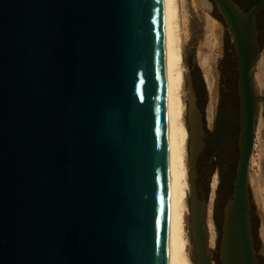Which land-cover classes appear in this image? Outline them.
Masks as SVG:
<instances>
[{"label": "water", "instance_id": "1", "mask_svg": "<svg viewBox=\"0 0 264 264\" xmlns=\"http://www.w3.org/2000/svg\"><path fill=\"white\" fill-rule=\"evenodd\" d=\"M210 1L232 37L241 118L224 210L235 246L223 229L218 260L259 264L247 213L264 0L248 12ZM166 13L167 0H0V264H175ZM196 45L185 46L189 117ZM201 149L189 220L196 264H212L192 211Z\"/></svg>", "mask_w": 264, "mask_h": 264}, {"label": "bare ground", "instance_id": "2", "mask_svg": "<svg viewBox=\"0 0 264 264\" xmlns=\"http://www.w3.org/2000/svg\"><path fill=\"white\" fill-rule=\"evenodd\" d=\"M191 5L193 9L191 10L189 6V0H167V13H166V29L168 33V51H169V97H170V137L172 144V186H173V214H174V226H173V238H174V258L175 264H194L193 257L190 251V234H189V224H190V214H191V186H190V170H189V157L190 151L201 149L202 137L200 131V113L199 110L202 109V94L198 93L197 89L194 87V100H191L193 107L190 109V117L188 115V95H187V85H186V53H185V44L189 37V27L192 31L195 30V37L198 38L199 25L201 23L197 20L203 21V30L201 33L200 39L197 41V59L198 66L205 74L204 79L208 88L209 95V106L206 110V115L204 122V143L205 146L201 149V153L198 156L197 167H198V179L196 180L198 202L193 205L192 211L195 216L196 226L198 228V242L199 244L207 243V252L204 253L203 257L207 258L208 256H220V247L222 245L223 229L227 230V239L223 244L224 247H227L226 250L233 251L235 246L234 233H233V222L232 217L230 218L229 213L227 216L224 215L225 203L222 210H219L218 217L220 227L215 229L212 222V205L213 198L215 194V189L218 184V176L214 174L211 177L210 184V200L207 204L206 211V220H205V231L199 227L198 217L202 214L203 210V197L205 196V190L201 185L202 181L200 180V164L201 161L206 156V137L212 135V115L215 103V91H212V86L208 80V73L210 70L211 53L214 51L217 52L218 45L220 43L221 28L217 21L209 16L207 13L203 16L202 13L210 10V6L207 0H191ZM258 34V31H257ZM259 37L257 36V40ZM219 42V43H218ZM259 43V40H258ZM204 50H208V54H204ZM261 55V52H260ZM231 56V57H230ZM233 57V54L227 55L226 61L223 63L227 70V82L230 85L233 82L238 80V63L237 59ZM212 60L214 56L211 57ZM262 57H260L261 60ZM259 60V61H260ZM258 64V63H257ZM256 68V67H255ZM237 70V71H236ZM255 84L257 91H264V74L254 75ZM253 79V82H254ZM261 96V95H257ZM263 96V95H262ZM260 102L258 103L259 106ZM196 106V107H195ZM231 111L229 113V132L231 136L228 138L230 144H232V149H234L235 143V132H237V159L236 161H231L226 163L227 169H230V166H235V172L237 173L238 164L240 159V144H239V135H240V113L239 106L238 112H235V107L230 101ZM258 112V110H257ZM260 125V121L258 126ZM257 126V125H256ZM234 133V134H233ZM233 134V137H232ZM257 131L255 129V140ZM200 135V136H199ZM253 151V150H252ZM235 154V153H234ZM232 155V154H231ZM228 157V154H226ZM232 158V157H230ZM229 158V159H230ZM232 162V163H231ZM252 158H250L249 165H251ZM231 166V167H232ZM255 167H258L255 164ZM248 185L252 188V195L256 207L262 211L264 215V193L261 189L263 185V180L261 175H257L254 178L248 177ZM248 186V189H249ZM232 195V194H231ZM250 195V194H249ZM231 197V196H230ZM230 199V198H229ZM228 201V200H227ZM251 207V204H250ZM229 212V208L227 209ZM248 222L250 225L252 236L253 234V220L251 214V208L248 209ZM229 217V218H228ZM215 222V221H214ZM264 226V223H263ZM191 228V225H190ZM217 230V231H216ZM206 235V239H205ZM261 236L264 238V230L261 229ZM192 237V235H191ZM254 237V236H253ZM193 240V238H192ZM255 247V241H254ZM196 257V254H195ZM215 257V258H216ZM197 263V259H196ZM213 264V263H212ZM219 264V262H218Z\"/></svg>", "mask_w": 264, "mask_h": 264}, {"label": "rangeland", "instance_id": "3", "mask_svg": "<svg viewBox=\"0 0 264 264\" xmlns=\"http://www.w3.org/2000/svg\"><path fill=\"white\" fill-rule=\"evenodd\" d=\"M207 1L210 6V10L202 13V15L204 16L205 13H207L209 16H211L217 21V23L221 28V35H220V43L218 42L219 45L217 52L214 51L213 53H211V56L209 57L211 60V65L208 73L209 74L208 80L210 81L212 86V91H215L216 96H215V103H214V109L212 115V135L210 136L212 138L206 140V144H207L206 145L207 148L205 150L206 156L203 159V161H201L200 164V168H201L200 180L202 181L201 185L203 187V190H205V196L209 197L211 179L207 178L206 173H208L211 169L214 168V174L218 176V184L215 189V194L213 198L212 222L214 224L215 229H217V227L219 228L221 225V223H219V217H218L219 210L223 209L224 203L226 204L227 200L230 198L233 191L234 182L236 180V172L234 166L235 162H233V166L231 165L232 167L230 166V169L229 168L227 169V166L225 164L230 162L229 160L236 161L237 159V152H238L237 132H235L234 149H232V144L228 142L229 141L228 138L231 136V133L229 132L230 125L228 121L230 119L229 113L231 111L230 101L235 107V112H238V96H237L236 82H233L231 85L229 82H227L228 73L225 65H223V63L226 61L227 55L233 54V57L235 56L232 37L227 32L225 25L216 18V9L213 3L210 0ZM190 3L191 0H189V6L192 10L194 6L191 5ZM197 20L201 23V27L199 25L198 38H197L198 41L201 37L200 35L203 30V21L199 20L198 17ZM194 34H195V30L192 31L189 27V37L186 41L185 46L191 44V41H193V38L195 37ZM198 42L196 46H198ZM259 45H260V52L262 58L258 62L255 68V72L257 76L261 75V73L264 74V29H262L261 32V40L259 42ZM192 49H193V59L196 64L195 70L193 71V85L195 89H197L198 93L200 91V93L202 94L203 99L201 105L205 119L206 110L209 106L208 88L206 81L204 79L205 74L198 66L197 47L193 46ZM208 53H209L208 50H204V54H208ZM212 56H214L213 60L211 58ZM254 84H255V79H254ZM255 91L257 95L264 96V91H260V92L257 91L256 86H255ZM259 121H260V125L258 126ZM256 131L258 134L256 135L255 147L253 148L251 154L252 162L251 165H249V171H248L249 181L250 178L252 179L257 175H261L263 180V185L261 186V189L263 190L264 193V103L262 101L258 106ZM226 154H228V157L226 156ZM255 164H257L258 167H255ZM189 170H190V164H189ZM220 170L223 171L225 175L223 181H221L220 179V174H219ZM249 194H250L251 214L253 220V234H254L253 236L255 241V250L259 264H264V238L261 236V229L264 230V226H263L264 215L262 211H260L255 205L251 186H249ZM189 234H190V245H191L190 251L192 257L194 258L193 259L194 264H196L195 250H194L193 240L191 237L192 234H191L190 224H189ZM217 255L218 253L216 254V256ZM218 262L219 260L216 257L215 260L213 261V264H218Z\"/></svg>", "mask_w": 264, "mask_h": 264}, {"label": "flooded vegetation", "instance_id": "4", "mask_svg": "<svg viewBox=\"0 0 264 264\" xmlns=\"http://www.w3.org/2000/svg\"><path fill=\"white\" fill-rule=\"evenodd\" d=\"M261 1L263 0H235V2L238 4V6L244 10L245 12H248L253 6L261 3ZM255 24H256V29L258 31L257 36L259 37V42L261 40V32L262 29H264V9H262L260 12H258V14L256 15V19H255ZM260 46V45H259ZM205 123V122H204ZM206 125V123H205ZM212 137H206L205 140L211 139ZM207 145V144H206ZM207 148V146H206ZM207 174V178H211L214 175V168L211 169ZM220 179L221 181H223V179L225 178V175L223 173V171L220 170Z\"/></svg>", "mask_w": 264, "mask_h": 264}]
</instances>
